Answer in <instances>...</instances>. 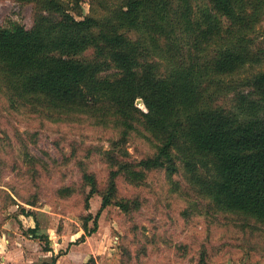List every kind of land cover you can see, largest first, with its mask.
I'll return each mask as SVG.
<instances>
[{"label":"trees","instance_id":"trees-1","mask_svg":"<svg viewBox=\"0 0 264 264\" xmlns=\"http://www.w3.org/2000/svg\"><path fill=\"white\" fill-rule=\"evenodd\" d=\"M18 1L39 8L29 29L18 22L0 27V69L20 94L41 96L57 109H111L122 138L140 123L156 139L154 153L138 162L143 170L173 172L181 159L216 206L264 221V71L246 80L259 101L245 96L250 105L239 111L216 105L208 88L215 76L258 62L248 37L264 0H207L203 7L194 0H122L110 19H78L61 0ZM132 31L139 36L133 38ZM88 49L91 57H81ZM157 56L166 63L165 73L153 60ZM139 98L145 110L136 105ZM114 163L102 192L93 173L82 175L90 187L87 203L95 192L102 196L97 213L84 217L94 226L85 224L82 239L96 231L108 205L128 210L115 200L116 178L121 172L138 178L141 172ZM44 250L52 254L43 264H55L61 252Z\"/></svg>","mask_w":264,"mask_h":264},{"label":"rangeland","instance_id":"rangeland-1","mask_svg":"<svg viewBox=\"0 0 264 264\" xmlns=\"http://www.w3.org/2000/svg\"><path fill=\"white\" fill-rule=\"evenodd\" d=\"M194 1L200 7L207 3ZM61 2L78 19H110L122 0ZM38 11L33 1L0 0V27L18 22L29 29ZM263 37L264 11L248 37L250 54H256L258 62L215 76L208 88L216 105L239 111L248 107L245 96L259 101L246 80L264 71ZM91 55L88 49L81 57ZM153 60L165 73V61L159 56ZM202 62L209 64L205 57ZM112 113L54 108L41 96L20 94L0 69L1 247L16 242L37 259L33 264L52 254L46 246L55 253L77 247L82 264H264V221L216 206L191 180L181 159L173 172L143 170L138 162L154 153L156 139L140 123L122 138ZM114 162L130 163L141 172L138 178L124 172L116 178L115 200L128 204V210L108 205L100 212L96 231L82 239L85 224L94 226L84 217L99 210L100 192L117 168ZM84 172L95 175L100 191L88 203ZM36 227L39 234L32 235Z\"/></svg>","mask_w":264,"mask_h":264},{"label":"crops","instance_id":"crops-1","mask_svg":"<svg viewBox=\"0 0 264 264\" xmlns=\"http://www.w3.org/2000/svg\"><path fill=\"white\" fill-rule=\"evenodd\" d=\"M5 241L9 242V240ZM27 242H29V239H27ZM14 244L12 245V247L9 248L6 246H0V264L37 263V259L30 257V255L26 253V250L23 247L15 246ZM60 252L61 254L56 259L55 264H82V251L79 248H71L70 250H64ZM50 256H45V258L40 261V264H43L44 261H48V257Z\"/></svg>","mask_w":264,"mask_h":264},{"label":"water","instance_id":"water-1","mask_svg":"<svg viewBox=\"0 0 264 264\" xmlns=\"http://www.w3.org/2000/svg\"><path fill=\"white\" fill-rule=\"evenodd\" d=\"M138 101H140L139 107H140V108H144V104H143L142 100L139 98ZM141 105H142L143 107H141Z\"/></svg>","mask_w":264,"mask_h":264}]
</instances>
